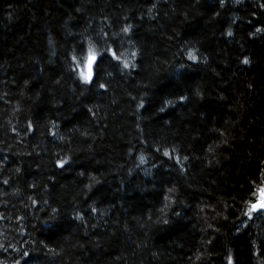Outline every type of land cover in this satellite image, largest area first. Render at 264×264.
<instances>
[{"label": "trees", "instance_id": "16d2710c", "mask_svg": "<svg viewBox=\"0 0 264 264\" xmlns=\"http://www.w3.org/2000/svg\"><path fill=\"white\" fill-rule=\"evenodd\" d=\"M263 191L264 0H0V264H264Z\"/></svg>", "mask_w": 264, "mask_h": 264}, {"label": "snow or ice", "instance_id": "6c2138e0", "mask_svg": "<svg viewBox=\"0 0 264 264\" xmlns=\"http://www.w3.org/2000/svg\"><path fill=\"white\" fill-rule=\"evenodd\" d=\"M124 31L127 32L128 29L125 28ZM257 31H260V29H257ZM229 35H232V33L229 32ZM133 55H135V53H133ZM106 56H107V53L104 54V55H101V56H97L94 51H92L91 49L89 50V61H88V69L89 70H88L87 74H84V73H81L80 74L81 80L83 81V83L85 85H87L89 87V90L91 89V87L93 85L96 84V79L94 77V67L93 66H95V68L98 69L99 66H100V64L103 62V60L105 59ZM111 58L113 60L116 59V53L114 51L111 52ZM189 59L195 61L197 58H196L195 55L189 54ZM243 62L245 64H248L249 63L248 60H244ZM124 66L127 68L128 67V64L125 63ZM99 87L101 89H105V85L104 84H99ZM164 155L167 156L168 153L165 152ZM141 159L143 160V158H141ZM60 167L63 168L64 167V164H61ZM261 207L264 208V205H262ZM252 210H255V206H253V209Z\"/></svg>", "mask_w": 264, "mask_h": 264}, {"label": "water", "instance_id": "95a60500", "mask_svg": "<svg viewBox=\"0 0 264 264\" xmlns=\"http://www.w3.org/2000/svg\"><path fill=\"white\" fill-rule=\"evenodd\" d=\"M264 205V197L261 199V202L258 203L255 208L257 211H264V208H262L261 206Z\"/></svg>", "mask_w": 264, "mask_h": 264}, {"label": "bare ground", "instance_id": "6f19581e", "mask_svg": "<svg viewBox=\"0 0 264 264\" xmlns=\"http://www.w3.org/2000/svg\"><path fill=\"white\" fill-rule=\"evenodd\" d=\"M87 66H88V64H87ZM88 70H89V69H88ZM263 193H264V191H263ZM263 193L259 194L258 199H257V201H256V203H255V206H256L258 203L261 202V199L264 197V194H263ZM255 210H256V208H255ZM256 211H257V210H256ZM258 212H262V213L264 214V211H258Z\"/></svg>", "mask_w": 264, "mask_h": 264}, {"label": "rangeland", "instance_id": "374dc122", "mask_svg": "<svg viewBox=\"0 0 264 264\" xmlns=\"http://www.w3.org/2000/svg\"><path fill=\"white\" fill-rule=\"evenodd\" d=\"M87 72H88V66H87V64H85V66H84V68H83V73L84 74H87ZM264 194V193H263Z\"/></svg>", "mask_w": 264, "mask_h": 264}]
</instances>
